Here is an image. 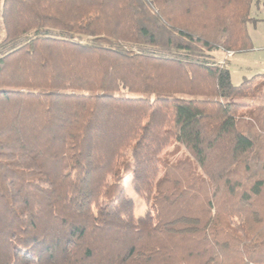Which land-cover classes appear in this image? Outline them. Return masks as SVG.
I'll return each mask as SVG.
<instances>
[{"label": "trees", "instance_id": "trees-1", "mask_svg": "<svg viewBox=\"0 0 264 264\" xmlns=\"http://www.w3.org/2000/svg\"><path fill=\"white\" fill-rule=\"evenodd\" d=\"M0 1V264H264L258 0Z\"/></svg>", "mask_w": 264, "mask_h": 264}, {"label": "rangeland", "instance_id": "rangeland-1", "mask_svg": "<svg viewBox=\"0 0 264 264\" xmlns=\"http://www.w3.org/2000/svg\"><path fill=\"white\" fill-rule=\"evenodd\" d=\"M250 16L256 19L255 23H251L247 26L252 48L246 52L236 53L234 59L238 58L239 61H236L235 63L233 59H231L230 64L227 66L230 71L231 83L233 85H239L242 82L243 77L259 78V75H264V0H258L257 3L251 5ZM2 38L3 30L0 19V41ZM185 156H187V152L179 146L174 147V145L170 146L162 154L164 159L171 161ZM124 188L126 196L133 200L134 216L139 217L143 215L145 204L141 197L133 192L130 177L126 178Z\"/></svg>", "mask_w": 264, "mask_h": 264}, {"label": "crops", "instance_id": "crops-1", "mask_svg": "<svg viewBox=\"0 0 264 264\" xmlns=\"http://www.w3.org/2000/svg\"><path fill=\"white\" fill-rule=\"evenodd\" d=\"M234 56H235V54H232L230 57H228V56L226 55V52H223V51H216V52L214 53V58H215V60H216L218 63H221V64L225 63L226 66H228V65L230 64L231 59H233V61H234L235 63H236V61H239L238 58H235V59H234ZM227 68H228V67H227ZM243 79H244V77H243Z\"/></svg>", "mask_w": 264, "mask_h": 264}, {"label": "built area", "instance_id": "built-area-1", "mask_svg": "<svg viewBox=\"0 0 264 264\" xmlns=\"http://www.w3.org/2000/svg\"><path fill=\"white\" fill-rule=\"evenodd\" d=\"M226 55H227L228 57H230V56L232 55V53H231V52H226Z\"/></svg>", "mask_w": 264, "mask_h": 264}]
</instances>
